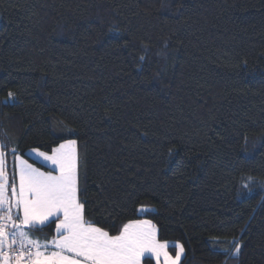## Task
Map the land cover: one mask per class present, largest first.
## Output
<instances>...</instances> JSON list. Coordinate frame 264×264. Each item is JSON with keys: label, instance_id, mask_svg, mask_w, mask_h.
I'll list each match as a JSON object with an SVG mask.
<instances>
[{"label": "trees", "instance_id": "trees-1", "mask_svg": "<svg viewBox=\"0 0 264 264\" xmlns=\"http://www.w3.org/2000/svg\"><path fill=\"white\" fill-rule=\"evenodd\" d=\"M67 140L87 220L264 264V0H0V141Z\"/></svg>", "mask_w": 264, "mask_h": 264}, {"label": "snow or ice", "instance_id": "snow-or-ice-1", "mask_svg": "<svg viewBox=\"0 0 264 264\" xmlns=\"http://www.w3.org/2000/svg\"><path fill=\"white\" fill-rule=\"evenodd\" d=\"M8 96L13 98L14 93L10 91ZM76 145V140H67L50 154L33 149L50 167L45 172L17 155L15 147L8 150L0 141V264H142L146 258L155 264H181L183 245H173L175 255H171L169 243L159 240L150 220H129L112 235L85 218ZM248 180L250 183L252 177ZM53 223L51 240L42 243L33 238V230ZM241 250L236 241L222 254L237 258Z\"/></svg>", "mask_w": 264, "mask_h": 264}, {"label": "crops", "instance_id": "crops-1", "mask_svg": "<svg viewBox=\"0 0 264 264\" xmlns=\"http://www.w3.org/2000/svg\"><path fill=\"white\" fill-rule=\"evenodd\" d=\"M56 147H57V146H56ZM30 150H33V149H30ZM28 151H29V150H28ZM28 151H27V155L29 156ZM47 153L50 154L51 151H50V152H47ZM28 156H27V157H28ZM29 157H30V156H29ZM29 157H28V158H29ZM30 158H31V157H30ZM30 158H29V159H30ZM24 159H25V158H24ZM31 159H33V158H31ZM33 160H35V161H37V162H38V161H39V162L41 161V160H39L38 158H35V159H33ZM39 162H38V163H39ZM43 166H45V167L48 169L47 171L50 170V167H49L47 164H43ZM142 220H145V219H142ZM54 235H55V233L53 232V235H52V236L47 237V239H43V238H40L39 236H36L35 234L32 233L33 238H37V239H39L42 243H43L44 241H46V240H51L52 237H53ZM169 245H170V247H169V249H168V250H169V253H170L171 255L174 256V255H175V248L172 247V246L175 245V244H171V243H169ZM170 248H173V249H170ZM171 250H173V252H172ZM183 256H184V253H183ZM183 256H182V259H183ZM146 259H147V258H146ZM150 260L152 261L153 264H155V261H154V260H152V259H150ZM142 264H145V263L142 262Z\"/></svg>", "mask_w": 264, "mask_h": 264}, {"label": "rangeland", "instance_id": "rangeland-1", "mask_svg": "<svg viewBox=\"0 0 264 264\" xmlns=\"http://www.w3.org/2000/svg\"><path fill=\"white\" fill-rule=\"evenodd\" d=\"M62 143H64V142H62ZM37 150H38V149H37ZM39 151H40V150H39ZM28 154H29V156H30L31 158H33V159L38 158L32 150H29V151H28ZM29 156H28V157H29ZM30 157H29V158H30ZM22 158H23V157H22ZM31 158H30V159H31ZM23 159H24V158H23ZM38 159L40 160V158H38ZM25 160H27V159L25 158ZM27 161H28V160H27ZM28 162H29V161H28ZM38 162H39V161H38ZM29 163H30V162H29ZM39 164L43 165V163H42L41 161L39 162ZM33 165H34V164H33ZM34 166L37 167L36 165H34ZM38 168H39V167H38ZM40 170H41V171H45V172H47V170H44V169H41V168H40ZM145 209H146V208H145ZM143 210H144V208H141V209H140V211H143Z\"/></svg>", "mask_w": 264, "mask_h": 264}]
</instances>
